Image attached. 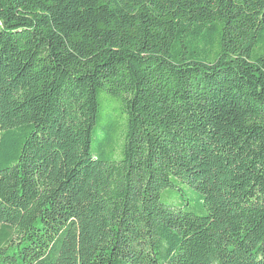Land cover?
Here are the masks:
<instances>
[{
	"label": "trees",
	"instance_id": "trees-1",
	"mask_svg": "<svg viewBox=\"0 0 264 264\" xmlns=\"http://www.w3.org/2000/svg\"><path fill=\"white\" fill-rule=\"evenodd\" d=\"M0 264H264V0H0Z\"/></svg>",
	"mask_w": 264,
	"mask_h": 264
},
{
	"label": "rangeland",
	"instance_id": "rangeland-1",
	"mask_svg": "<svg viewBox=\"0 0 264 264\" xmlns=\"http://www.w3.org/2000/svg\"><path fill=\"white\" fill-rule=\"evenodd\" d=\"M102 103L105 106L104 113L101 117V124L99 127V131L101 127L114 122L115 125L113 129H115V139H119L120 133L122 132L123 126L118 121L119 119L117 116L120 114L119 110H114L113 113L111 112L112 102L106 94H102L100 97ZM178 188H169L164 190L161 194L162 201L166 204H173L175 206H184L187 211H194L198 213V206H197V194L193 191L189 186L183 184L180 181L175 180ZM188 200V202L186 201Z\"/></svg>",
	"mask_w": 264,
	"mask_h": 264
}]
</instances>
